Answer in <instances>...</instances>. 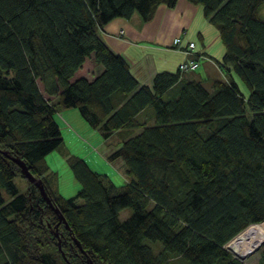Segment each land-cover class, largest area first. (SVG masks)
<instances>
[{
	"label": "trees",
	"instance_id": "trees-1",
	"mask_svg": "<svg viewBox=\"0 0 264 264\" xmlns=\"http://www.w3.org/2000/svg\"><path fill=\"white\" fill-rule=\"evenodd\" d=\"M189 1L225 48L217 61L225 78L211 91L179 67L143 85L102 39L113 19L148 22L177 0H0V264H243L225 246L264 221V0ZM87 59L102 72L73 79ZM64 108L105 139L118 134L109 159H123L128 184L72 157L78 194L53 192L44 160L64 145ZM126 208L133 214L122 222Z\"/></svg>",
	"mask_w": 264,
	"mask_h": 264
},
{
	"label": "crops",
	"instance_id": "crops-1",
	"mask_svg": "<svg viewBox=\"0 0 264 264\" xmlns=\"http://www.w3.org/2000/svg\"><path fill=\"white\" fill-rule=\"evenodd\" d=\"M156 8L152 20L148 22H143L138 14H134L131 19H113L112 22L105 25L100 31L102 39L114 53L120 54L127 63H129L130 71L136 80L150 87H152L153 79L159 72H176L182 62L190 61L191 57L186 55L184 47L189 41H193L196 44L195 49L198 53L197 59H199L200 63L194 76L204 81L208 91H211L212 83L215 79L225 78L223 69H220L217 63V61L222 60L225 53V48L217 28L204 17L203 7L199 4L195 5L191 3L189 0H177L174 8L167 7L163 4L158 5ZM178 37L183 39L184 46H174V40ZM87 62L88 59L83 64V68L74 75L75 77L73 79L86 77L88 80L92 81L102 72L103 68L101 66L94 64L92 60H90L89 63ZM87 64H89V66H87ZM188 74L186 76H190ZM233 78L237 81L244 96H248L250 93L249 89L247 92L248 94H246L241 88L239 78L235 74H233ZM58 114L62 119L67 121L68 127L75 133L71 132V134H69V137H71V140L75 143L79 142L81 139L77 135L79 134L82 136L80 130L85 133L95 134L93 133L94 131H91L88 127V122L82 118L77 108H64V110H60L57 115ZM144 118L143 116V119ZM95 130H98L100 133L99 129ZM117 135V133L112 134L108 139L102 137L104 142L95 148L98 153L96 156L100 157V159L110 164H118L119 173L112 169L111 173L113 174L110 176L92 168L90 159L93 157V154H96L94 151H88L86 156H76L72 155L67 149L61 150L63 146L57 150L60 151L61 156L68 165L69 158L78 157L86 161L94 171L107 176L109 181H112L115 185L121 186L129 183L126 176L124 161L121 158L114 161L109 159V156L117 152L122 145L121 139L118 138ZM81 143H85L84 139H81ZM46 162V165L49 167L47 172L48 181L53 190L56 188L54 177L58 172H55V170L51 168L50 162ZM120 173L126 176V182L118 185L112 178Z\"/></svg>",
	"mask_w": 264,
	"mask_h": 264
},
{
	"label": "rangeland",
	"instance_id": "rangeland-1",
	"mask_svg": "<svg viewBox=\"0 0 264 264\" xmlns=\"http://www.w3.org/2000/svg\"><path fill=\"white\" fill-rule=\"evenodd\" d=\"M260 14L263 15L264 17V4L261 7L260 10ZM90 60L88 59L89 63ZM87 66H89V64H87ZM240 84H241V88L246 92V94H248V89L246 88V85L239 79ZM62 112V111H61ZM57 119L59 121L61 130L63 131V137L65 139V143L63 145L62 149H67V151H69L70 153H72V155H80V156H86L88 151H94L96 154H93L92 158L90 159V164L92 166V168L94 170H97L98 172L101 171L108 174L109 176L112 175V169L115 170L117 173L118 172V164L117 163H108L107 161H104L102 159H100V157L96 156L98 155V153L96 152L97 146L99 144H101L102 142H104V139L102 138V136L100 135V133L98 132V130H95L94 128H92L91 126L88 125V127L91 129V131H94L93 133L95 134H90V133H85L82 130H80V134L82 136H80L79 134H77L79 136V138L84 139L85 143H81V139L79 140V142H74L73 140H71V137H69V134L74 133L72 129H70L67 125V121H65L64 119L61 118V116L58 114L57 115ZM76 128V127H75ZM75 134V133H74ZM50 162V166L53 170H55V172L57 171V175H55L54 177V182H55V186L56 188L53 189V192L58 196H62L65 198L71 197V196H75L77 195L81 185L79 182H76L73 176V172H71L69 165L65 162V159L61 156V153L59 150H55V152L49 154L46 156L44 162ZM47 163V162H46ZM59 176V178H58ZM126 176H123L121 173L118 175H115V177H113L112 179L118 184L121 185L122 183H125ZM15 184L18 186L20 193L25 192V190L28 188L29 184L26 182V180H23L20 177H16L15 178ZM3 196H5L7 198V200H10V197L6 194V191H3ZM82 200L79 199L78 203H81ZM133 212L130 208H126L124 210H122V213L120 215V220L123 222L127 219H129L132 216ZM248 227V230H244L242 231L239 235L241 236L240 238L244 239V237H247L249 234L253 233L254 230L256 229H260L261 231H263L264 229V225L257 227V225L254 224V227L251 226V228ZM243 233V234H242ZM236 236L235 238H233V240H235L236 238L239 237ZM233 240H231L228 248L226 247V250H228L230 252V254L232 253V255L237 258L238 260H241V262H243V264H258L259 263V258L261 255L262 250L264 249V243L259 247L258 250H255L254 252H252L250 255L245 256V258L243 257H239L237 254V252H234L233 250H231L232 248L230 247L231 243L233 242ZM146 243H149V245H151L153 247V249L155 250L156 247L158 248H162V243L161 242H156V243H151L149 241H146ZM60 249V248H59ZM157 250V249H156ZM237 253V254H236ZM183 262V261H182ZM184 264H186L185 262H183ZM173 264V263H171Z\"/></svg>",
	"mask_w": 264,
	"mask_h": 264
},
{
	"label": "bare ground",
	"instance_id": "bare-ground-1",
	"mask_svg": "<svg viewBox=\"0 0 264 264\" xmlns=\"http://www.w3.org/2000/svg\"><path fill=\"white\" fill-rule=\"evenodd\" d=\"M263 225L264 224H258L257 227H260ZM239 237H241V236L239 235ZM233 242H234V240H233ZM263 243H264V230L261 231V228H260V229L254 230L253 233L249 234L247 237H244V239L235 243L234 246L231 247V245H230V247L232 248V250H234L235 252L238 253V254L237 253L236 254L239 257L245 258V256L250 255L252 252H254L256 250L255 249L256 247H260Z\"/></svg>",
	"mask_w": 264,
	"mask_h": 264
},
{
	"label": "built area",
	"instance_id": "built-area-1",
	"mask_svg": "<svg viewBox=\"0 0 264 264\" xmlns=\"http://www.w3.org/2000/svg\"><path fill=\"white\" fill-rule=\"evenodd\" d=\"M174 46L175 47L184 46L183 45V39L181 37L176 38L174 40ZM195 47H196V44L193 41H189V43L184 47L186 55L191 57V58H190V61H184L179 65V71H182V72L196 71V69L199 67L200 63H199V59H197L198 53H197V50L195 49ZM261 223H264V221ZM261 223H258V224H261ZM258 224H255V225H258ZM253 225L254 224H252L251 226H253ZM229 244L230 243H228L225 246V248L226 247L228 248Z\"/></svg>",
	"mask_w": 264,
	"mask_h": 264
},
{
	"label": "water",
	"instance_id": "water-1",
	"mask_svg": "<svg viewBox=\"0 0 264 264\" xmlns=\"http://www.w3.org/2000/svg\"><path fill=\"white\" fill-rule=\"evenodd\" d=\"M16 162L21 167L22 174L26 175L27 178H28V180L32 184H34L35 186H37L39 188L40 193L43 195V197L46 200V202L48 203V205H51L53 207V209L55 210V212L60 215V221L64 222V224L67 226V228H69V225H67V221H66L65 217L60 213L59 209H56L55 208V206L53 205L52 200H51L49 194H47V192H46L45 186L43 184H41V181L38 180L36 177H34L33 174H31V172L29 171L28 166L26 165V163H23V162H20V161H16ZM56 236H58V233L57 232H56ZM76 242H77V245L79 246V242L78 241H76ZM58 247L60 249H62V247H60V241H59V246ZM255 249L258 250L259 247H256ZM82 251L84 252L83 249H82Z\"/></svg>",
	"mask_w": 264,
	"mask_h": 264
},
{
	"label": "flooded vegetation",
	"instance_id": "flooded-vegetation-1",
	"mask_svg": "<svg viewBox=\"0 0 264 264\" xmlns=\"http://www.w3.org/2000/svg\"><path fill=\"white\" fill-rule=\"evenodd\" d=\"M63 254H64V253H63ZM63 254H62V255H63Z\"/></svg>",
	"mask_w": 264,
	"mask_h": 264
}]
</instances>
